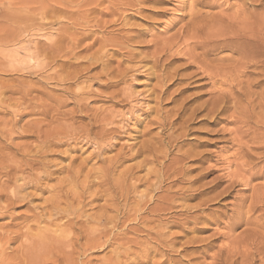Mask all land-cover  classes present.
I'll return each instance as SVG.
<instances>
[{
    "label": "rangeland",
    "instance_id": "374dc122",
    "mask_svg": "<svg viewBox=\"0 0 264 264\" xmlns=\"http://www.w3.org/2000/svg\"><path fill=\"white\" fill-rule=\"evenodd\" d=\"M197 1L200 4L196 0H0V53L8 47L20 49L26 41L39 64L35 71L26 64L9 70L0 54V63L7 68L6 73L0 71V85L9 90L4 89L1 96L5 103H0V109L4 107L0 119L11 118L12 110L21 111L20 103L29 109L33 103L31 106L41 108L39 104L45 102L48 122L55 114L51 111L56 101H62L58 114L73 115L65 122L73 123L74 128L100 116L107 119L106 135L103 133L96 145L67 141L51 147L52 152L49 149L51 155L46 159L53 166L49 163L51 168L46 169L52 175L57 173L49 181L42 179V169L23 173L25 178L41 176L43 181H37L34 187L38 189L24 191L28 197L23 203L0 211V235L25 223L34 208L39 212L47 205L69 165L75 167L83 159V170L103 169L105 159L120 156L125 162L117 169L133 167L137 180L126 185L130 192L126 207L123 202L118 206L124 215L135 213L123 215L125 222L119 229L107 226L117 236L111 234L107 242L101 241V246L76 258L75 264H226L227 260V264H244L245 258L248 264H263L264 56L261 64L253 60L262 59L264 42L254 36L261 45H252L257 57L251 61L240 46L237 51L222 49L224 39L219 36L237 30L242 22L261 24L264 30V0ZM215 37L222 39L220 43L219 39L214 42ZM16 87L22 92L29 89V98L17 94ZM82 105L87 108L82 113L76 111ZM39 110H33L38 113H31L32 117L27 114L30 109L23 112L14 125V136L0 137L4 156L14 157L23 147L31 150L38 146L36 139L18 129L25 122H44ZM145 146L154 148L157 159L148 158L140 165L145 155L133 159L131 155ZM18 157L13 160L19 161ZM3 161L0 164L5 167L8 161ZM163 164L165 168H160ZM5 169L0 168L1 184L6 180ZM11 183L5 186L0 206ZM149 199L148 208L158 204L163 210L150 214L143 208ZM102 201L97 198L91 206L84 204L85 216L96 214ZM251 210L253 213L248 212ZM13 244L6 253L19 242Z\"/></svg>",
    "mask_w": 264,
    "mask_h": 264
},
{
    "label": "bare ground",
    "instance_id": "6f19581e",
    "mask_svg": "<svg viewBox=\"0 0 264 264\" xmlns=\"http://www.w3.org/2000/svg\"><path fill=\"white\" fill-rule=\"evenodd\" d=\"M194 2H195V0H194ZM196 2L198 4H200V2H198L197 0H196ZM197 3H196V5H198ZM216 20H217V18H216ZM261 27H262L261 24H253V23H250V24L249 23H244L243 24V22H242L240 27L237 30H233V31H230V32L228 31L227 33H224V34L219 36V37L224 39V40H222L220 38L222 40V43L220 45H221L222 49L224 47H227V50L228 49L230 50L231 48H235V51H237V49L239 48V47L237 48V46H240V48L242 47L244 49V50L242 49L243 51H241L239 49L242 52V54H243L244 51L247 53V58L244 57V59L246 58V59L251 60L250 59L251 57H253V56L257 57L256 56L257 53H255V52H253L251 50V47L253 48L252 45H255V44L261 45L259 42H257V40L256 41L254 40V36L256 35L257 39L260 37L259 39H261V41L263 40V42H264V32H263L264 30L261 29ZM218 39H216V37H215L214 42L216 40H218ZM220 39H219V43H220ZM209 41H212V40H209ZM208 42H207V44H208ZM202 43H206V42H202ZM212 43H211V45H212ZM217 43L216 44L214 43V44L218 45L219 43L218 44ZM199 44L201 45V42ZM262 44H264V43H262ZM72 45H74V44H72ZM202 45H204V44H202ZM208 46H209V44L207 45V47ZM261 46H262V48L264 47L263 45H261ZM203 48L204 47H202V49H201L202 58L205 57V56H203L205 54L204 51H203ZM1 49H4V48H1ZM255 49H253V50L256 51ZM260 49L261 48H259V50ZM206 52H208V51H206ZM242 54H239V55H242ZM1 55H2L1 56L2 60L5 61L4 63H6L7 67L9 66L8 69L10 67L14 68V66H18V65L22 66L24 64H26L30 70H34V71H35V69H37L39 67L37 59H35V57L33 56V53L31 52V46H29V44L26 43V41H25V44H24V46L22 48L17 49V48L8 47L7 49L2 50V54ZM258 55H259V53H258ZM263 56L264 55L262 54V59L258 60L260 62H256V60H253V61L256 64L257 63L261 64L262 63L261 60H263ZM255 57H253V59H256ZM205 61H206V59H205ZM251 61H248V63H247V64H249L248 66H250L252 64V63L251 64L249 63ZM244 62L246 63V60L242 61V63H244ZM262 64H264V63H262ZM243 65L245 66V64H243ZM252 66L253 65H251V67ZM254 66H256V65H254ZM262 67H264V66L262 65ZM262 67H261V69H262ZM6 69L7 68L4 67L3 65H1V63H0V71H3V73L4 72L6 73V71H5ZM78 69H80V68H78ZM263 70H261V71H263ZM22 71H24V69ZM16 88H19V89L16 90L17 94H18V92L19 93L21 92L22 94H24L25 97L29 95V92H27V90H29V89H26V92H24V89H23V92H22V91H20V87H16ZM4 89L8 90L7 87H4V86L0 85V103L2 105H4V103H5L3 101V99H1V96L3 94ZM11 89H13L12 86H11ZM68 92H70V91H68ZM21 93H20V95H21ZM22 97H23V95H22ZM25 97L22 98V101H24ZM7 98H9V97H7V95H6V99ZM26 98H29V97H26ZM11 99L12 98H10V101H11ZM83 99L84 98H82V100ZM82 100H80V101H82ZM10 101L8 99V102H10ZM55 101L54 102L52 101V103L58 102V104H57L58 106L54 104L56 107H53L54 109L53 110L51 109L52 110L51 112H53L55 114L52 116V118L50 117L51 119L48 122H46V117H49L48 116V109H47L48 105L46 106L47 103L45 104V102H44V106L40 105L41 103L39 104V106H41L42 110H41L40 107H38L36 105L35 106H31V105L34 104L33 103V104L29 105L30 111H28L29 109L27 107L23 108V106L20 103V101H18L20 103L19 108H20L21 111L16 112V110L15 111L12 110V115L13 116L12 117L10 116L11 118L8 119V117L4 116V118L6 117L8 120H5L4 118H2L3 116L1 117L0 125H2L1 126L2 128H0V137L11 136L12 133H14V131H13L14 125L17 126L16 123H18L17 122V118L18 117L20 118V116H22L23 112H25V111H28L27 114L30 113L29 116H31V113L34 114V112L38 111L39 108H40L41 111L39 110V112H41V114L43 115V117H44L43 121L44 122H42V119H41L40 122H35V121L34 122L32 121V123H30L31 121L30 122H25V124L23 123L24 124L23 126L21 125L22 126L21 128H19V129L16 128V129L22 131L23 135L24 134H28L27 137H29L31 139L32 138L36 139L35 142L38 143L39 147L37 146V144H36L37 147L35 146L34 148H33L34 145L32 147L29 146L30 148H33L31 150L28 148V146L26 148L23 147L24 149L22 148L21 151H19L20 150L19 149L17 153L15 152V156L14 157L13 156L9 157L10 155H8L7 157L4 156V153H3L4 151L0 148L3 151L2 152L0 150V161H1L0 163H2V160L8 161V163L5 161L6 162V164H5L6 166L5 167H2L3 164H0V168H8V169H5V172L3 171L4 172V178H6L5 182H2V184H1V181H0V187H1L0 188V199H2L4 197V194H2V193H4V191H5L4 190L5 186L8 188L9 187V186H7L8 183L12 182L10 184L12 186H10V189L8 191L9 195H6V200L4 201V203L2 202L3 205L0 206V211H6V210H9V209H12V208H14V206H17L18 204L23 203L28 197V196H26V193L24 192L28 187H34V186L37 187V183H38L37 181H40L39 183H41L43 180L49 181V179H51V177L56 173L55 172L52 175V171L49 172V169L51 168V166H53V162H49L47 160L48 159L47 158V154L49 153V155H51L50 153L52 152L51 147L55 148V146L65 144L67 141L76 142V141H79V140H80V143L82 142L84 145H86V144L89 145L90 144V145L94 146V145L97 144L96 141L98 139H100V141H101V138H103V133L105 132L104 128L106 127L105 125H107L106 124L107 119L105 118V116H100L101 118H99V119L95 118L93 120H90L86 125H84L83 127H80V129H79V127L78 128L77 127L74 128L73 123L70 124V122L69 123L65 122V120L66 121L67 120L68 121L72 120L73 119V115L72 114L71 115L68 114V115H70V117H69V116H67V114L64 115V113H63V115L58 114V108L61 107L60 105H62L61 104L62 101H61V103H59V101H56V102ZM25 102L27 103L28 101H25ZM38 102L39 101L37 100V104H38ZM6 104H7V102H6ZM24 104L25 103H23V105ZM35 104H36V102H35ZM78 104H80V103H78ZM49 106H50V104H49ZM215 106H216V104H215ZM16 107H15V109H17ZM43 107H47V108L44 109ZM86 108H87L86 106L82 105V106H79L78 108H76L77 110L76 109L75 110L80 112V113H82ZM2 109H4V107ZM2 109H0V111ZM43 109H44V111H43ZM218 109H220V108H218ZM218 109H217V111H218ZM17 110H19V109H17ZM33 110H35V111L33 112ZM3 112H5V111H3ZM35 113L37 114L38 112H35ZM5 114H6V112H5ZM57 116H61L62 117L61 119H63L64 121L63 120L62 121L57 120V118H56ZM2 119H4L5 121L3 120V122H2ZM94 128H96V129L99 128L100 130L97 131V132H94V130H93ZM24 132H26V133H24ZM12 136H14V135H12ZM9 138L10 137H8L7 140H9ZM9 144H10V142H9ZM6 145L7 144H5V146ZM153 145H155V144H153ZM152 148L153 147H151V146H147V147L145 146L144 149L142 148L143 150H141L139 153H136V155L134 153L135 156L131 155V157L133 159V158H135L137 156L141 157V156L145 155L142 163H139L140 165L146 164L148 162V160H149L148 158H150V159L152 158V159L156 160L157 157H156V155H154L155 154L154 151H153L154 148L153 149ZM7 149H9V146H8ZM49 149L51 150V152H50ZM95 149H97V148H95ZM9 151H10V149H9ZM156 153L158 154V152H156ZM13 154H14V152H13ZM16 156H19L18 157V158H20L19 161H16L17 159H15V161L13 160ZM124 160L125 159L123 157H120V156L119 157L116 156L114 158L112 157V159L109 158L108 161H106V159H105V163H104L105 165L102 167L103 169H97V170H90V169L87 170V171H85V169L83 170V168H85V166H86L85 165L86 160H83V159H82V161L79 162V164L77 163L78 165L75 166V167L74 166L72 167V165L71 166L69 165V167H66V169L68 168V170H66V173H65L66 176L63 179L61 178L62 180L58 179V180H60V182H58L59 185H57L58 187L54 191L53 196L51 198H48L50 200H47V202L45 201L47 203V205H44L46 203H43V205L45 207L40 209L41 211H39V212H37L38 208H34V210L32 211L33 214H31L29 216V218H27V221L26 220L23 221L25 223H21L22 225H20V224L19 225H15L14 226L16 228L15 230H13L11 232H7V231L4 232L3 231V234L0 235V264H60V263H62V264H75L74 261H76V258H80L84 253L87 252V250L93 249V248L97 247V245L101 246L102 245L101 241L105 240V242H107L106 240L111 236V234H112V236L116 235L117 233L114 234L113 231H110V230H112L113 228L116 230V228H118V226L120 224L123 225V222H125V220L122 221L121 218L123 217L124 214H126V212H124V213L120 212L121 209H119L118 205L120 204V202H123V205L124 204L126 205V202L129 201V199H128L129 197L128 196H129V193H130L129 189H128V187L126 185L129 182L137 180V179H134L135 175L133 176V174H132L133 167H129V166L128 167H124V169H122L120 171L117 169V168H119V164L121 166V164H123V162H125ZM49 163H52L50 168L48 166ZM87 166H89V165H87ZM137 166L135 167L136 169L138 168ZM161 167L165 168L164 164L161 165L160 168ZM46 168H49V169H46ZM115 168L117 169V171H119L118 173H117V171L115 172L117 174H114V169ZM37 169L40 170L38 172H41V169L43 170V173L41 175L43 177L42 178L43 180L42 179L39 180L41 178V176L35 177V179L31 178V176H29L27 178H25V176H23L24 172H28L29 171V172L32 173V171L37 170ZM44 169H45V171H44ZM38 172H37V175L39 174ZM62 172H60V173H62ZM26 174L32 175L30 173H26ZM18 175H21V176H18ZM130 184H128V186ZM38 188H39V186H38ZM38 188H35V189H38ZM23 192L25 193V195L24 196L20 195ZM5 193H6V191H5ZM131 193H132V191H131ZM88 197L91 198V199H88ZM141 197H142V195H141ZM97 198H102V200H103L102 202H104L103 205L99 206V208H97L98 210L96 211V214L94 213L95 215L92 213L93 216L92 215L85 216V214H84L85 210L83 209V207H85V205H86L85 200L88 199L90 202L89 201H86V202H89V203L93 204L92 202L96 201ZM131 199H132V197H131ZM131 199H130V201H131ZM137 199H138V197H137ZM83 200H84V203H83ZM138 200H140V199H138ZM149 202H150V199H149L148 202L143 204V208L144 207H145V209L148 208L147 204ZM136 203H135V206H136ZM138 203H137V205L139 206L140 203L139 204ZM87 205H86V207H87ZM157 205L158 204H155L154 207L148 208L149 209L148 211H149L150 214L151 213L155 214L156 212H160V211L163 210V208L160 209L161 205L160 206L158 205L159 207ZM120 207H121V205H120ZM260 207H262V206H260ZM137 208H139V207H137ZM134 209H136V208H134ZM134 209L132 208L131 210L133 211ZM141 209H142V207H141ZM250 209H252V208H250ZM86 210H88V209H86ZM166 210H168V209H166ZM242 210H243V208L241 209V212H243ZM253 211H254V209H253ZM260 211H262V210H260ZM110 212L115 213V215L110 216L109 215ZM133 212L135 213V211H133ZM133 212L130 211V214L132 213L131 216H133V214H134ZM248 212H252V210L248 211ZM3 213H1V214H3ZM247 213L246 214L244 213V216L245 215L247 216L248 215ZM130 214H128V215H130ZM239 214H240V212H239ZM128 215H124V216H128ZM250 215H252V214H250ZM240 216H241V214H240ZM262 216H264V214H262ZM262 216H261V218H262ZM84 217L86 218V219H84L85 222H81L80 220L83 219ZM242 217H243V215L240 218H242ZM246 218H248V217H246ZM256 218H258V217H256ZM256 218H255V220H256ZM243 219H244V217H243ZM230 220H232V219H230ZM250 220L253 222V218H251ZM250 220H248V221H250ZM245 221H247V220L244 219V222H242V223H245ZM231 222H235V221L233 220ZM257 222H255V225H256ZM79 223H80V225H79ZM259 224H261V226H262L263 223H260V222L258 223V227L261 228V226H259ZM78 225H79V227H78ZM109 225L111 226L110 230L107 229V226H109ZM230 225H233V223H231ZM249 225H250V222H249ZM263 228L264 227H262V231H263ZM253 229H255V228H253ZM260 233H262V232L260 231ZM263 233H264V231H263ZM260 236H261V234H260ZM262 236H263V234H262ZM80 239H84V240H82L83 241L82 244H80L81 243ZM260 239L262 240L263 237H261ZM111 240H112V238H111ZM13 242H19L18 246L16 245L15 248L13 247V250H10L9 253H6L7 249L10 248L9 247L10 244H13ZM258 242H260V241H258ZM260 245L263 246L262 244H260ZM250 251H251V249H250ZM244 253H245V251H244ZM246 253H248V251ZM250 254L252 255V258L250 257V259H254L253 258V254L251 252H250ZM202 255H203V253H202ZM221 255H222V252H221ZM233 255H234V253H233ZM240 256L242 257L241 254L239 255V257ZM249 256L250 255H248V257ZM259 258H258V260H259ZM217 261H219V260H217ZM227 262H229V261L227 260L226 264H227ZM223 263H224V261H223ZM84 264H89V263L85 262ZM244 264H248V259L247 258H245ZM263 264H264V262H263Z\"/></svg>",
    "mask_w": 264,
    "mask_h": 264
}]
</instances>
